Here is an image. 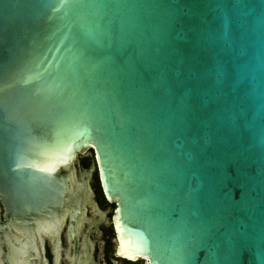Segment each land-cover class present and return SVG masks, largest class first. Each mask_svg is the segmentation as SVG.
Listing matches in <instances>:
<instances>
[{"label": "water", "instance_id": "obj_1", "mask_svg": "<svg viewBox=\"0 0 264 264\" xmlns=\"http://www.w3.org/2000/svg\"><path fill=\"white\" fill-rule=\"evenodd\" d=\"M95 169L117 258L264 264V0H0V264H93Z\"/></svg>", "mask_w": 264, "mask_h": 264}, {"label": "flooded vegetation", "instance_id": "obj_2", "mask_svg": "<svg viewBox=\"0 0 264 264\" xmlns=\"http://www.w3.org/2000/svg\"><path fill=\"white\" fill-rule=\"evenodd\" d=\"M89 157L85 158V159H81L80 158V161H78L79 162L78 166L83 164V162H84V164H86L88 166L90 161H91V160H89ZM90 187H91L92 192H93V199L97 203V205L100 208V210L101 211L103 210L102 212H104L105 214L108 213L109 210H110L111 204L108 203L106 200H105L106 203H104L102 201V197H104V195H103L101 186H100V184H99V186H95L93 184V175H92V178H91ZM101 194H102V196H101ZM114 208H115V205L113 207V211H114ZM89 213L93 214L94 211L90 207H87L86 208V214H89ZM4 215H5L4 214V208H3V206L0 203V220L4 219ZM97 219H98V216H97ZM110 219L111 218H109V221H110L109 223H110L111 227H110L109 230H105L102 227V225H100L98 230H93L92 229L88 233V239L93 245V249H92V252H91V255H90V259L93 262V264H148V262L145 259H141V260H138V261H135V262H129V261H126V260H123V259H120V258L116 257L115 249L113 248V242H112V238H111L112 234H113L114 237H115V235H114V231L113 232L111 231V230H113V226H112V221ZM66 227H67V221H66L63 237L61 238V235H60V244L62 243V239L64 240L65 243H68L67 235H66ZM87 227H88V225H87V223H85V229H84V231L82 233L80 232V235H79V246H78V249L80 251L84 250L83 247H82V235L84 233H86ZM15 234L18 236V233H15ZM42 238L44 240V242H43V253H44L45 264H50L49 260L51 259V256L55 257V253H56L55 247H53V249L51 251H49V249H47L46 246H45V240L50 241V238L47 237V236H44V235H42ZM93 240H97V242H98V244L100 246L99 249H97L96 244L94 242H92ZM70 249H71V253H72L71 245H70ZM30 255L34 256L35 257L34 260L36 261V264H39V260H38V257L36 256V254H34L33 252H30L29 256ZM97 255H98V257H97ZM64 257H65V260H66L67 264H70L69 261L66 259V256H64ZM80 259L81 260L85 259L84 253H82V252L80 254ZM53 264H54V261H53Z\"/></svg>", "mask_w": 264, "mask_h": 264}, {"label": "rangeland", "instance_id": "obj_3", "mask_svg": "<svg viewBox=\"0 0 264 264\" xmlns=\"http://www.w3.org/2000/svg\"><path fill=\"white\" fill-rule=\"evenodd\" d=\"M89 157V156H88ZM87 156H82L81 159H85V158H88ZM79 159H76L74 160L73 162V167H74V170H75V174H76V177L77 179L79 180V162H78ZM96 172L97 174V170L95 169L94 172H93V176H94V173ZM94 182V180H93ZM99 182V180H98ZM103 211V210H102ZM113 210H109L108 213H106V217H107V220L108 222L107 223H103L102 224V227L105 229V230H109L110 229V221H109V218L112 214ZM111 213V214H110ZM85 218L86 219H89V220H96L97 219V216L93 213V214H86L85 215ZM65 225H66V221H64L63 225L61 226V229H60V235H61V238L63 237V233H64V230H65ZM85 229V223L83 222L82 225H81V233L84 231ZM113 232V230H111ZM111 238L112 240L115 239L113 234L111 235ZM44 242V240H43ZM92 242H94L96 244V247L97 249L100 248L97 240H93ZM45 246L47 249H49V251H51L53 249V247H55V251H56V241L55 239H52L50 241H47L45 240ZM116 245H113V248H115ZM71 253V249H70V245L68 243H65L64 240L62 239V243H58V252H57V256H56V253H55V257L51 256V259L49 260L50 261V264H53V261H54V264H67L66 260H65V257L66 255H70ZM98 257V255H97ZM30 258H31V261H30V264H36V261L34 260V256H31L30 255ZM119 263V262H118Z\"/></svg>", "mask_w": 264, "mask_h": 264}, {"label": "bare ground", "instance_id": "obj_4", "mask_svg": "<svg viewBox=\"0 0 264 264\" xmlns=\"http://www.w3.org/2000/svg\"><path fill=\"white\" fill-rule=\"evenodd\" d=\"M65 217H60V226L64 223ZM18 236H15V240L17 242V245L15 246V264H25V255L27 253V250L30 248H34L35 241L33 239L26 238V246L20 245V242L25 238V232L23 229L14 228ZM117 233L119 235V229L116 226ZM38 235L42 234H50V233H37ZM52 234V233H51ZM127 241H121L118 244V253H120L121 256H127L131 257L130 254H128V251H126L127 248Z\"/></svg>", "mask_w": 264, "mask_h": 264}, {"label": "trees", "instance_id": "obj_5", "mask_svg": "<svg viewBox=\"0 0 264 264\" xmlns=\"http://www.w3.org/2000/svg\"><path fill=\"white\" fill-rule=\"evenodd\" d=\"M92 159H93V157H92V155H90L89 160H92ZM81 165H83L84 167H87V165L84 164V162H83V164H81ZM93 180H94L93 184H94L95 186H99V182H98V180H99V179H98V174H96V172L94 173ZM101 196H102V194H101ZM102 201H103L104 203H106L104 197H102ZM113 207H114V204H111L110 209L113 210ZM110 214H111V213H110Z\"/></svg>", "mask_w": 264, "mask_h": 264}]
</instances>
